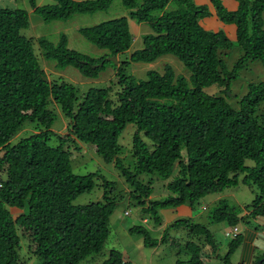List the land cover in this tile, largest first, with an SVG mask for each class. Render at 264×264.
Instances as JSON below:
<instances>
[{
	"label": "trees",
	"instance_id": "16d2710c",
	"mask_svg": "<svg viewBox=\"0 0 264 264\" xmlns=\"http://www.w3.org/2000/svg\"><path fill=\"white\" fill-rule=\"evenodd\" d=\"M114 1L54 0L53 5L38 6L29 0V6L49 23L106 11ZM118 1L128 10L130 20L148 25L152 31L142 37V49L123 64H149L172 55L187 70L188 78L176 75L166 65L163 73L151 70L146 80L136 82L119 69L115 76L120 89L115 100L110 99V88H91L79 100L72 84L49 80L32 45L37 43L43 59L54 62L57 68L72 67L83 77L95 79L106 57L130 49L128 19L119 17L79 29L87 43L109 54L91 58L69 49L65 36L56 44L44 38H26L21 31L29 25L28 12L0 8V264H26L19 257L21 239L33 246L39 264H80L101 253L116 205L107 195L111 183L104 181L101 202L73 206L77 196L94 188L97 174L73 173L70 151L63 149L67 142L86 144L104 163H114L131 189L129 197L157 226L158 209L192 206L206 195L238 185L257 190L244 209L247 214L243 216L219 200L208 216L209 223H226L232 228L243 221L242 217L254 219L264 214V109L260 108L264 83L249 84L238 109L227 102L230 83L239 71L250 61L264 64V0H235L234 11L220 0H211L219 21L234 26V41L220 30L204 28L201 21L210 12L193 0ZM234 43L242 56L228 70L220 51L230 50ZM211 86L219 88L217 94L204 91ZM51 105L68 120L65 135L50 130L55 119ZM24 122L35 123L39 132L9 146ZM128 124L136 127L133 172L124 168L118 157V138ZM51 136L58 141L57 146L48 143ZM246 161L253 166H247ZM173 168H177V176L167 188L175 197L149 200L152 189L138 176L156 173L165 180ZM170 228H183L190 239L203 240L202 247L188 241L184 246L188 259L174 264H209L202 248L208 246L205 249L215 253L217 243L206 225L193 223L191 218L177 219L164 228L159 242L166 241ZM129 232L142 234L145 245L158 243L143 225L133 226ZM241 240L238 236L230 240L223 264H230ZM100 264L127 263L119 252L111 250ZM260 264H264L262 259Z\"/></svg>",
	"mask_w": 264,
	"mask_h": 264
},
{
	"label": "rangeland",
	"instance_id": "374dc122",
	"mask_svg": "<svg viewBox=\"0 0 264 264\" xmlns=\"http://www.w3.org/2000/svg\"><path fill=\"white\" fill-rule=\"evenodd\" d=\"M38 6L53 5L54 0H35ZM173 7V6H172ZM171 7V8H172ZM210 7V5H209ZM0 8L7 9H22L29 14V25L21 33L26 38L37 40L44 38L45 40L56 44L61 36H65L68 41V48L78 51L91 58H100L108 54L107 51L97 49L93 45L86 42V40L79 34L80 28H90L100 22L126 17L128 19L129 31L132 35V44L130 49L118 54L117 56H108L102 62L103 67L100 68L99 74L95 79H88L78 73L72 67L57 68L55 63L43 59L42 51L39 50L37 43H34L33 49L36 55L38 64L44 70L50 81H65L72 84L77 90V97L80 100L83 94L89 89L95 88H110V99L115 100V94L119 91L118 80L115 76L120 69L123 75L132 77L136 82L146 80V73L148 71H156L163 73L166 65L172 67L176 75H182L186 78L189 73L184 68L182 63L172 55H164L156 59L153 63H134L128 62L129 56L136 50L143 47L142 37L146 34L152 33L150 27L146 24H137L134 20L128 18V10H126L120 1H114L106 11H98L94 14H76L68 21H54L45 23L42 18L33 13L29 6V0H0ZM211 8V7H210ZM264 24V13L262 14ZM207 19L201 21V24L206 25ZM226 27V28H225ZM225 27L218 28L231 40L234 41L233 27L225 25ZM217 30V31H218ZM235 44V43H234ZM109 55V54H108ZM222 60L224 61L228 70H232L237 60L242 56L241 50L235 44L230 50L220 51ZM115 59V62L112 60ZM101 65V64H100ZM99 65V66H100ZM264 83V64L260 60L250 61L247 66L240 70L236 80L230 83L229 92H227V102L233 109L239 108V100L247 93V86L249 84ZM207 94H217L219 88L211 86L204 90ZM264 107V102L260 104V108ZM54 111V122L50 130L56 135H65L68 120L63 116L58 108L51 105ZM40 129H42L40 127ZM136 127L133 124L126 125L125 129L118 138V147L120 154L118 155L122 166L133 172L135 157L132 155V136L135 133ZM39 132V127L32 122H24L21 129L11 138L9 146H13L21 139L26 138L33 133ZM143 140L148 143L143 137ZM48 143L51 146H57L58 141L51 136ZM63 149L69 150L71 155L72 171L75 175L97 174L94 178V188L88 192L77 196L73 201V206H84L92 202H101L105 188L104 181L111 183V188L107 189L108 197L116 202L114 211L109 221V235L104 243V247L100 254L94 255L80 262V264H100L103 260L108 258L109 251L115 250L119 252L122 260L127 264H174L176 260H187L188 255L184 249L188 241L199 244L202 247L203 240L190 239L187 236V231L183 228L168 229V236L166 241L159 242L164 228L169 226L177 219L191 218L193 223L206 225L207 228L214 234L217 243L215 253L207 251L208 246H203L202 254L205 255L209 264H223L222 257L225 255L228 243L232 238H226L224 231L229 228L226 223H209L208 216L217 206L219 200H225L226 203L234 208L236 212L242 214L246 206H249L255 198L257 190L254 186L238 185L237 187L228 188L220 193L206 195L199 199L192 206L186 205L183 207L191 208L188 215H179L178 208L158 209L157 215L160 219V224L157 226L153 217L143 215L141 213V206L129 197L130 187L126 184L121 171L114 163L107 164L97 156L94 150L83 143L67 142L63 145ZM1 155V154H0ZM245 164L249 167L253 166L251 161H246ZM177 176V168H173L172 175L168 179H161L156 173L141 174L138 180L143 184H149L152 189V194L149 198L151 201L166 200L175 197V194L167 188V185ZM241 178V176H239ZM181 207V208H183ZM129 215H125V212ZM244 216V215H243ZM245 218V217H242ZM147 220L142 223V220ZM145 226L149 229L152 239L158 241L155 246H148L144 244V239L140 233H130L129 229L133 226ZM253 225L251 220L241 221L235 227L242 228L243 226ZM241 232V231H240ZM21 235V231L18 230ZM240 234V233H239ZM241 240V235H238ZM203 239V238H201ZM207 250H206V249ZM33 246L25 239L20 240L19 257L20 260L26 264H39V258L32 252ZM237 255L234 254L230 258L231 264H236ZM260 261V260H258ZM257 261V262H258Z\"/></svg>",
	"mask_w": 264,
	"mask_h": 264
},
{
	"label": "crops",
	"instance_id": "0c3cea01",
	"mask_svg": "<svg viewBox=\"0 0 264 264\" xmlns=\"http://www.w3.org/2000/svg\"><path fill=\"white\" fill-rule=\"evenodd\" d=\"M72 1L85 2V1H94V0H72ZM193 1L198 6L208 7L210 16L204 19V20L207 19L206 25L204 26L202 25L204 28L208 30H212V31H217L218 28L225 27V25L222 24L219 21V19L216 17L215 11L211 5V0H193ZM220 1L222 5L230 11H234L237 8V2L235 0H220ZM209 5L211 8L209 7ZM232 27H233V34H234V26ZM262 109H264V107ZM178 209H183V210H180L179 215L185 216V215H188L190 212V210L187 207H183V208L180 207ZM246 214H247V211L244 210L242 215H246ZM246 220H251L253 225L251 226L246 225L239 229L240 234L238 233V235H241L242 240L230 258H232L234 254H236L237 255L236 264H255L257 260L259 259L260 261L262 259L264 262V214L261 216L255 217L254 219L248 216L243 219L244 222ZM229 229L230 227L226 229L225 231ZM226 252H227V249L225 250V254Z\"/></svg>",
	"mask_w": 264,
	"mask_h": 264
},
{
	"label": "built area",
	"instance_id": "2783aa9c",
	"mask_svg": "<svg viewBox=\"0 0 264 264\" xmlns=\"http://www.w3.org/2000/svg\"><path fill=\"white\" fill-rule=\"evenodd\" d=\"M124 214L129 215V213L127 211ZM146 222H147V220H142V223H146ZM238 233H239L238 228L232 227L229 230L224 232V236L226 238H236V236H238Z\"/></svg>",
	"mask_w": 264,
	"mask_h": 264
},
{
	"label": "water",
	"instance_id": "95a60500",
	"mask_svg": "<svg viewBox=\"0 0 264 264\" xmlns=\"http://www.w3.org/2000/svg\"><path fill=\"white\" fill-rule=\"evenodd\" d=\"M112 60L115 62V59L114 58H112ZM42 80H43V82H45V83H47L48 82V80L46 79V78H42ZM257 264H260V261L259 262H257Z\"/></svg>",
	"mask_w": 264,
	"mask_h": 264
},
{
	"label": "clouds",
	"instance_id": "9594fccd",
	"mask_svg": "<svg viewBox=\"0 0 264 264\" xmlns=\"http://www.w3.org/2000/svg\"><path fill=\"white\" fill-rule=\"evenodd\" d=\"M143 220H145V219H143Z\"/></svg>",
	"mask_w": 264,
	"mask_h": 264
}]
</instances>
